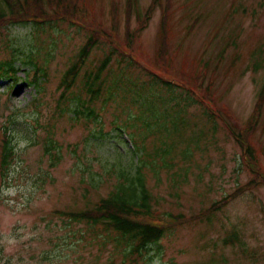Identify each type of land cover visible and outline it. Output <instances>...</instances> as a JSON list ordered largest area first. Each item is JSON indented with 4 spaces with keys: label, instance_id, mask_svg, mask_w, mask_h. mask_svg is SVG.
<instances>
[{
    "label": "rangeland",
    "instance_id": "rangeland-1",
    "mask_svg": "<svg viewBox=\"0 0 264 264\" xmlns=\"http://www.w3.org/2000/svg\"><path fill=\"white\" fill-rule=\"evenodd\" d=\"M150 1L136 0L129 17L127 0H86L88 20L124 42L126 24L135 29ZM169 7L163 48L159 8L139 34L137 48L151 63L114 53L95 82L113 50L100 41L64 101L58 84L88 32L61 21L0 29V61L19 67L14 85L0 81V138L5 132L10 150L3 164L0 152V264H129L110 245L80 239L84 228L55 211L91 206L133 175L144 174L160 214L185 217L250 180L224 123L243 129L264 82V0H171ZM160 51L174 75L154 61ZM37 67L32 85L27 72ZM183 74L209 90L219 118L207 119ZM86 81L100 87L94 99L82 89ZM251 140L264 168V104ZM232 233L240 242L224 244ZM134 264H264V185L166 232Z\"/></svg>",
    "mask_w": 264,
    "mask_h": 264
},
{
    "label": "trees",
    "instance_id": "trees-1",
    "mask_svg": "<svg viewBox=\"0 0 264 264\" xmlns=\"http://www.w3.org/2000/svg\"><path fill=\"white\" fill-rule=\"evenodd\" d=\"M170 2L171 0H151L144 13L136 18L137 27L135 29H130L129 24H126L125 41L123 43L111 41L112 36L103 32L98 23L88 20L86 0H0V29L11 26V24L23 25L32 23L36 27H41L58 21H66L88 32L86 42L78 51L75 61L65 70L58 84V87L63 89L60 101H64L66 93L76 83L78 75L90 53L102 38L109 41L110 44L112 43L111 45H113L115 50L113 49L101 61L94 75L95 82L99 81L100 74L111 62V57L114 53H117L116 50L125 52V55L130 54V57H132L131 54L133 53L147 59L146 55L137 48V42L139 34L147 28L157 8L161 11V39L159 42L160 48H163L168 38V30L166 31L165 27L170 14ZM135 3L136 0H127L126 2V14L129 17L132 15ZM112 14L114 15L113 30L116 31L118 22L115 19V8H113ZM194 23L196 21L190 25L188 34L193 29ZM28 54L30 53H26L25 56H28ZM18 69L19 67H16L12 58L0 61V78L12 80L13 84H15L18 80ZM33 70L31 76L30 71L27 72V78H29L31 84L36 83L41 76L39 67ZM99 88L93 89L88 81L82 86L85 93L94 95L91 99H94L98 94ZM201 98L210 104H215L214 97L207 88L203 90ZM32 104L33 106L38 104L36 99ZM263 104L264 82L260 87L250 118L243 126V129L235 131L228 123H224L230 136L238 145L241 163L250 173V180L200 214L191 217L160 214L153 206L152 195L145 183L144 174L143 177L135 179L133 175L132 179L119 182L111 194L101 197L91 206L74 211H55L56 214L62 217L63 220L79 224L84 228L86 233H83L80 239L85 240L87 236H90L93 241H96L99 249H106V246L110 245L113 251L124 253L122 257L128 258L129 263L134 264L142 257L144 252L148 251V246L158 243L166 232L198 219H208L214 211L226 206L240 194L259 185H264V168L261 167L259 159L260 149L256 148L251 140V136L258 127ZM80 107H84L81 101L77 109H75L77 115L81 114L82 110H80ZM90 112L92 114V111ZM204 115L208 120H213L217 117L212 110L207 108L206 110L204 109ZM7 145L8 139L6 135H3L2 140H0L1 163L4 162L6 154L10 151ZM228 237L224 240V244H227V242L230 244L240 242L235 233ZM124 261L126 260L124 259Z\"/></svg>",
    "mask_w": 264,
    "mask_h": 264
}]
</instances>
